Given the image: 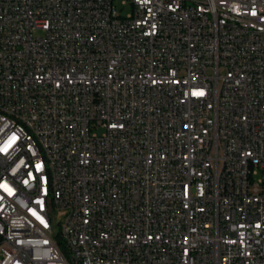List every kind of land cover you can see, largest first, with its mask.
Instances as JSON below:
<instances>
[{"label": "built area", "instance_id": "1", "mask_svg": "<svg viewBox=\"0 0 264 264\" xmlns=\"http://www.w3.org/2000/svg\"><path fill=\"white\" fill-rule=\"evenodd\" d=\"M235 1L0 0V264H63L32 131L79 264H264V0Z\"/></svg>", "mask_w": 264, "mask_h": 264}, {"label": "bare ground", "instance_id": "2", "mask_svg": "<svg viewBox=\"0 0 264 264\" xmlns=\"http://www.w3.org/2000/svg\"><path fill=\"white\" fill-rule=\"evenodd\" d=\"M229 8H237V1L228 0ZM241 22L232 23V30H240ZM0 116L7 123H11L15 126V130L24 129V118L23 116H18L11 112L7 107H0ZM30 141L33 142V146H40L37 148V156H39L41 167L44 169L43 182L45 188V217L49 221V235L52 237L53 249H55L56 254L63 259V264H79L76 260L73 252L70 251L68 246H66L65 240V229L61 226V239L58 241L55 237L53 221H52V211H57V196L58 187H60V180L57 179V164L52 161V152L49 149V141H43L42 133L39 131L30 132Z\"/></svg>", "mask_w": 264, "mask_h": 264}, {"label": "rangeland", "instance_id": "3", "mask_svg": "<svg viewBox=\"0 0 264 264\" xmlns=\"http://www.w3.org/2000/svg\"><path fill=\"white\" fill-rule=\"evenodd\" d=\"M52 221H53V227H54V233H55V238L59 241L61 239V226H60V218L57 215V213L55 211H52Z\"/></svg>", "mask_w": 264, "mask_h": 264}, {"label": "snow or ice", "instance_id": "4", "mask_svg": "<svg viewBox=\"0 0 264 264\" xmlns=\"http://www.w3.org/2000/svg\"><path fill=\"white\" fill-rule=\"evenodd\" d=\"M198 95H203V93H197ZM5 190L8 191L11 194V189H8L7 186H4Z\"/></svg>", "mask_w": 264, "mask_h": 264}]
</instances>
